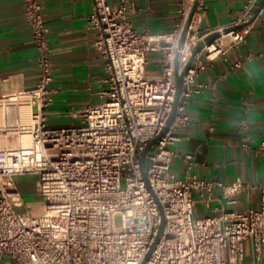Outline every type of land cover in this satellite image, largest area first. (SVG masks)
<instances>
[{"label": "built area", "instance_id": "2783aa9c", "mask_svg": "<svg viewBox=\"0 0 264 264\" xmlns=\"http://www.w3.org/2000/svg\"><path fill=\"white\" fill-rule=\"evenodd\" d=\"M22 2L39 79L33 92L14 103L34 106L30 126L19 125L31 146L0 149V183L36 175L43 204L35 214L13 182L0 188V264H242L248 248L257 261L264 258V182L225 185L196 175L183 180L171 170L180 156L173 148L177 133L191 123V101L208 88L200 76L219 57L228 63L231 52L246 42L262 0H246L230 23L208 29L202 28L205 2L198 0L182 48L195 0H178L180 18L172 33L160 36L135 29L132 0H93L87 24L92 48L104 59L105 89L100 103L71 111L78 123L64 127H51L46 113L57 90L51 87L54 64L44 4ZM216 33L220 36L207 43ZM200 43L169 126L178 91L176 57L181 73ZM152 55L156 71L148 69ZM243 64L242 59L230 64L229 72ZM247 131L244 123L241 147L253 150ZM157 137L144 177L141 157ZM256 150L264 154V137ZM185 158L191 169L192 157ZM215 188L230 203L235 195L259 190V208L222 207L214 215H197V204L212 208Z\"/></svg>", "mask_w": 264, "mask_h": 264}, {"label": "crops", "instance_id": "0c3cea01", "mask_svg": "<svg viewBox=\"0 0 264 264\" xmlns=\"http://www.w3.org/2000/svg\"><path fill=\"white\" fill-rule=\"evenodd\" d=\"M117 4L119 0H108ZM136 13L132 22L136 30L160 36L172 33L180 16L178 0H132ZM246 0H204L206 5L202 28L208 29L230 23ZM48 25L50 57L54 64L57 90L54 103L46 109L51 127L78 123L71 111L100 103L99 93L105 89L104 59L92 48V34L87 18L93 10V0H42ZM150 71L158 70L156 55H152ZM242 59L241 69L229 72L230 64ZM37 49L31 40L22 0H0V149L20 147L23 134L19 118L24 108L34 106L14 103L13 98L33 92L38 83ZM208 88L194 97L188 108L190 125L177 134L174 150L180 155L171 165L179 179L196 175L225 185L240 180L257 187L264 182V154L256 150L264 137V6L246 42L233 50L229 62L221 57L208 65L200 76ZM16 104V106H15ZM23 118V117H22ZM248 124L247 134L253 150L241 147L242 125ZM186 155L192 157L189 169ZM35 175L5 179L0 188L12 182L24 193L37 191ZM234 203L215 188L212 208L197 204V215L209 216L222 207L230 211L248 212L260 205L259 190H247L235 195ZM42 204L31 201L28 206L38 214ZM242 264H264L257 261L248 248Z\"/></svg>", "mask_w": 264, "mask_h": 264}, {"label": "water", "instance_id": "95a60500", "mask_svg": "<svg viewBox=\"0 0 264 264\" xmlns=\"http://www.w3.org/2000/svg\"><path fill=\"white\" fill-rule=\"evenodd\" d=\"M198 0H195L194 5L192 7V10L190 12L189 18L187 20L183 35H182V39L180 42V48H182L184 46V42H185V38L188 32V27L190 25V22L192 20V17L194 15L195 9H196V5H197ZM264 6V0H262L261 4H260V8ZM228 32V30L226 31ZM220 36L219 33L213 34L210 37H208L206 39L207 43H211L212 41H214L215 39H217ZM203 47V43H200L199 46L196 48V50L194 51L189 63L187 64V66L183 69V71H181L180 73V61H179V55H177L176 57V61H175V73H176V77H177V86H178V91H177V97H176V102L174 105V109H173V113L171 116V119L169 121V126L173 123L174 120V116H175V112H176V108H177V104H178V100L181 94V89H182V85H183V79L189 69V67L191 66L192 62L194 61V58L196 56V54L202 49ZM167 130V129H166ZM160 137H157L156 139L152 140L146 147L145 151L143 152V155L141 157V168L143 171V175L144 177L146 176V156L148 151L150 150L151 146L159 139ZM164 230V224L162 225L161 231H160V235L158 237V240L160 238V236L162 235Z\"/></svg>", "mask_w": 264, "mask_h": 264}, {"label": "rangeland", "instance_id": "374dc122", "mask_svg": "<svg viewBox=\"0 0 264 264\" xmlns=\"http://www.w3.org/2000/svg\"><path fill=\"white\" fill-rule=\"evenodd\" d=\"M27 106L25 105V107H27ZM29 109L30 108L28 107L27 110H29ZM19 120L22 122L23 125H30V123H31L30 111H28V114L26 115V117H24V118L21 117V118H19ZM74 124H77V122H75ZM23 145L24 146L31 145V137L24 136V138H23ZM36 178H38V177H36ZM121 187L123 189H125L127 187V184H126V182L124 180L121 182ZM23 197H24V199H25V201H26L27 204H30L31 201H35V200L36 201L39 200L41 203H43V200H42L41 196L36 191H31V192L24 193ZM121 225H122V219L120 217H118L116 219V226L117 227H120Z\"/></svg>", "mask_w": 264, "mask_h": 264}, {"label": "bare ground", "instance_id": "6f19581e", "mask_svg": "<svg viewBox=\"0 0 264 264\" xmlns=\"http://www.w3.org/2000/svg\"><path fill=\"white\" fill-rule=\"evenodd\" d=\"M13 100L16 101L15 98H13ZM28 111H29V110H27V108L22 109L21 115H22L23 118L26 117V115L28 114ZM19 125H21V126H27V127L30 126V125H23L22 123H20ZM24 136H29V135L24 134V135H23V138H24ZM29 137H30V136H29ZM23 138H22L21 146H23V147H29V146H31V145H29V146H24V145H23Z\"/></svg>", "mask_w": 264, "mask_h": 264}]
</instances>
